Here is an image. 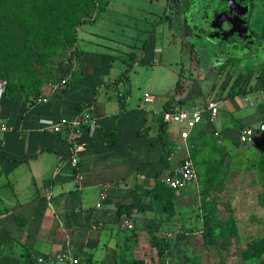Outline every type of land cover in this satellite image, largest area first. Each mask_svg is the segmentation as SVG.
I'll use <instances>...</instances> for the list:
<instances>
[{
    "label": "crops",
    "instance_id": "crops-1",
    "mask_svg": "<svg viewBox=\"0 0 264 264\" xmlns=\"http://www.w3.org/2000/svg\"><path fill=\"white\" fill-rule=\"evenodd\" d=\"M169 9L167 0L159 22L144 27L151 28L145 31L146 38L136 29L127 40L124 34L101 25L104 12L81 27L76 46L80 57L77 65H71L65 88L55 90L54 86L66 75L41 88L35 97L18 91L5 92L0 98V125L10 128L0 133V232L13 239L0 244V264L11 263L13 251H35L52 257V264H59L55 259L64 253H72L79 264H117L118 254L144 245L152 233L168 231L169 225L163 221L171 214L153 208L152 191L160 181L162 200L183 203L179 197L166 196V191H188L194 186L173 190L163 178L188 156L194 161L192 147L210 143L231 151L229 147L258 148L264 143L262 133L251 145L240 143L242 128H258L264 123L259 104H250L257 122L248 121L249 107L240 96H227L224 89L213 94L212 75L195 90L194 83H187L180 75L173 95L160 85L154 69L157 62L162 65L164 61L166 43L159 39L158 31L172 20L167 18ZM128 70V81L121 80ZM180 81L185 84L179 91ZM147 95L154 100L146 102ZM38 97H49V102L37 103ZM215 98L221 103L216 123L204 122L186 140L182 138L184 124L163 125L166 111L205 107ZM159 99L162 102L156 106ZM261 101L264 103V97ZM82 114H89L97 123L98 138L88 128L82 129L78 140L86 150L80 155L79 171H75L69 164L73 146L64 135L52 132L50 120L58 122ZM143 130H147L146 137L140 136ZM106 133H114L117 143L105 138ZM105 188H109V197L98 208ZM121 207L132 213L121 214ZM125 217L134 229L123 227ZM143 260L134 264H146Z\"/></svg>",
    "mask_w": 264,
    "mask_h": 264
},
{
    "label": "rangeland",
    "instance_id": "rangeland-1",
    "mask_svg": "<svg viewBox=\"0 0 264 264\" xmlns=\"http://www.w3.org/2000/svg\"><path fill=\"white\" fill-rule=\"evenodd\" d=\"M249 1L252 9L244 15L248 22L242 25L231 13L223 17L215 9V5L221 6L217 0H176V8L170 7L167 15L168 21L172 20L158 31L159 39L164 38L166 43L164 61L162 65L157 62L154 69L160 85L173 95L180 75L187 83H194V90L199 82L204 86V80L212 75L213 94L224 89L227 96H240L249 107L248 121L257 122L250 104H259V112L264 113V103H261L264 97V0ZM166 6L167 0H111L99 22L120 36L124 34L126 40L136 29L146 38L148 34L144 33L151 28L144 27L159 22ZM99 15L100 11L96 10L84 21H93ZM19 47L18 50L22 45ZM74 47L59 48L44 70L17 61L13 55L17 49L2 41L0 81L19 88L26 97H35L41 88L67 74ZM253 64L255 68L251 67ZM37 81L41 88H35ZM205 87L208 89L207 85ZM157 94L163 98L162 93ZM188 95L189 92L184 98ZM161 102L159 99L156 106ZM153 106L146 105L147 108ZM228 149L231 151L210 143L201 148L192 147L199 179L189 185L194 187L188 191H166V196L183 199L180 205L174 202L172 214L165 216L163 222L169 225L168 231L160 235L152 233L144 245L118 254L117 264H134L143 259L146 264H264V256L246 259L249 245L264 238V143L258 148L233 146ZM206 213L214 215V222L233 220L238 236L229 240L216 238L207 244L204 238ZM10 254L12 262L9 264L53 262L52 257L35 251Z\"/></svg>",
    "mask_w": 264,
    "mask_h": 264
},
{
    "label": "trees",
    "instance_id": "trees-1",
    "mask_svg": "<svg viewBox=\"0 0 264 264\" xmlns=\"http://www.w3.org/2000/svg\"><path fill=\"white\" fill-rule=\"evenodd\" d=\"M110 2L111 0H0V43L6 41L17 49L13 53L17 61H25L29 67L46 70L59 48L75 46L74 49H76L78 33L81 27L87 24L84 20L90 18L96 10L100 11V15L106 12ZM169 6L175 9L176 0H169ZM21 45L22 48L18 50ZM75 56L80 57L77 50H75ZM196 58L200 61L198 54ZM251 67L255 68V64ZM128 73L129 70L121 80L128 81ZM6 83V92L17 93L20 90ZM35 88H41L38 81ZM183 88L184 84L180 81L177 90L180 91ZM146 132L147 130H143L140 136L146 137ZM114 135V133H106L105 138L117 143L118 140ZM95 137L98 138V132ZM161 138L164 139L163 133ZM167 156L163 158V161ZM161 185V182L157 181L152 191L153 208L160 213L172 214L173 202L169 200L166 203L165 199L160 198ZM120 213L130 215L132 212L129 208L121 207ZM204 224L206 227L204 238L207 244H211L216 238L229 240L238 236V228L233 220L214 222V215L206 213ZM6 239L10 243L13 241L9 235L5 236V232H0V244L7 243ZM262 256H264V238L249 245L246 259L251 260Z\"/></svg>",
    "mask_w": 264,
    "mask_h": 264
},
{
    "label": "built area",
    "instance_id": "built-area-1",
    "mask_svg": "<svg viewBox=\"0 0 264 264\" xmlns=\"http://www.w3.org/2000/svg\"><path fill=\"white\" fill-rule=\"evenodd\" d=\"M71 62L74 65L78 64L77 56L72 52L70 54ZM71 71L68 69L67 74ZM61 79L59 84H55L54 89H63L68 84L69 75ZM7 88L6 82L0 83V98L5 94ZM153 96L147 95L145 98L146 102H152ZM37 103H48L49 97H38ZM220 101L218 99H210L205 107H194L190 110L173 108L170 111H166L163 115V122L165 124H184L186 130L182 132V138L187 139L190 136L192 130L197 126L203 125L204 122L209 124H215L220 115ZM52 122V132L56 135H64L66 140L73 146V156L69 162L70 167L75 171H79L80 155L86 150L85 144L78 140V135L84 128H88L92 134L97 131V123L92 120L89 114H82L77 118L70 119L67 117L61 118L60 121ZM10 128L7 125H0V133L9 132ZM259 133L264 134V123L258 128L256 127H244L240 132V143L243 145L253 144ZM219 134H217L218 136ZM80 182L83 181V176L79 172L76 174ZM198 172L196 165L191 157H187L181 163V165L163 178V182L173 190H183L189 185L198 181ZM109 197V188H105L100 194V202L97 207L101 208L102 204ZM122 225L128 229H134V225L131 223L128 217H125L122 221ZM56 262L59 264H79V259L76 258L72 253L60 254L56 257Z\"/></svg>",
    "mask_w": 264,
    "mask_h": 264
},
{
    "label": "water",
    "instance_id": "water-1",
    "mask_svg": "<svg viewBox=\"0 0 264 264\" xmlns=\"http://www.w3.org/2000/svg\"><path fill=\"white\" fill-rule=\"evenodd\" d=\"M218 3L221 5H215V9L222 14V16H229L230 13L232 14V18L238 20L243 25L248 22V18H243L244 15H248L250 12V1L249 0H217ZM220 9V10H219ZM235 13V14H233ZM238 15H237V14Z\"/></svg>",
    "mask_w": 264,
    "mask_h": 264
},
{
    "label": "flooded vegetation",
    "instance_id": "flooded-vegetation-1",
    "mask_svg": "<svg viewBox=\"0 0 264 264\" xmlns=\"http://www.w3.org/2000/svg\"><path fill=\"white\" fill-rule=\"evenodd\" d=\"M251 9H252V5H250Z\"/></svg>",
    "mask_w": 264,
    "mask_h": 264
}]
</instances>
